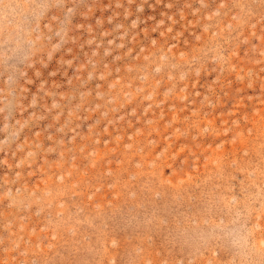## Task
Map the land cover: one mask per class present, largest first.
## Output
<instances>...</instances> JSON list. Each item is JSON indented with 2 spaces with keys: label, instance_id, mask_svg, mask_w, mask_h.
Returning <instances> with one entry per match:
<instances>
[{
  "label": "rangeland",
  "instance_id": "obj_1",
  "mask_svg": "<svg viewBox=\"0 0 264 264\" xmlns=\"http://www.w3.org/2000/svg\"><path fill=\"white\" fill-rule=\"evenodd\" d=\"M0 264H264V0H0Z\"/></svg>",
  "mask_w": 264,
  "mask_h": 264
}]
</instances>
